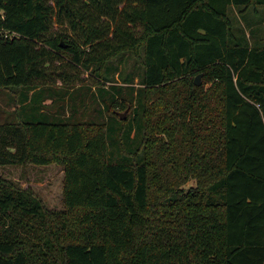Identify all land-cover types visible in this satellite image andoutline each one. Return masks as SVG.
<instances>
[{"label": "trees", "instance_id": "1", "mask_svg": "<svg viewBox=\"0 0 264 264\" xmlns=\"http://www.w3.org/2000/svg\"><path fill=\"white\" fill-rule=\"evenodd\" d=\"M263 24L264 0H0V166L65 170L62 209L0 174V264H264Z\"/></svg>", "mask_w": 264, "mask_h": 264}, {"label": "rangeland", "instance_id": "2", "mask_svg": "<svg viewBox=\"0 0 264 264\" xmlns=\"http://www.w3.org/2000/svg\"><path fill=\"white\" fill-rule=\"evenodd\" d=\"M263 17V15H260ZM242 19V18H241ZM245 26V23L242 24ZM61 27L55 25L54 30H60ZM264 33V24L262 29H259L256 36ZM201 74V73H200ZM88 73L80 74V79L87 82H92V78L87 76ZM199 75V74H198ZM196 75L195 78L198 76ZM203 74L201 75V86L203 84ZM210 82L205 84V88L210 86ZM95 88V87H94ZM72 91V87L70 88ZM18 93L13 88L0 87V113L7 114L12 112L15 108V101L17 100ZM161 110V108H160ZM70 112V111H68ZM126 113V117L130 113V107L126 110H118L119 116L122 118ZM95 111L92 106L86 111V116L89 121L95 118ZM155 115H153L154 119ZM0 174L10 179H13L18 185L22 187L30 186L33 191L46 203L51 209H62L64 206L63 192L65 185V170L61 164L52 162L51 164L44 165H29L28 167L18 165L0 166ZM189 185V184H188ZM186 185V187L188 186Z\"/></svg>", "mask_w": 264, "mask_h": 264}, {"label": "water", "instance_id": "3", "mask_svg": "<svg viewBox=\"0 0 264 264\" xmlns=\"http://www.w3.org/2000/svg\"><path fill=\"white\" fill-rule=\"evenodd\" d=\"M201 75L199 74L196 78H195V84L200 85L201 84ZM126 117V113L124 114V116L122 118Z\"/></svg>", "mask_w": 264, "mask_h": 264}]
</instances>
